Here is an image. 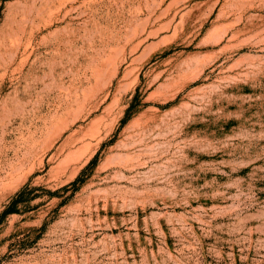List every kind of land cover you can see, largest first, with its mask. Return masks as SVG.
<instances>
[{"label": "rangeland", "instance_id": "1", "mask_svg": "<svg viewBox=\"0 0 264 264\" xmlns=\"http://www.w3.org/2000/svg\"><path fill=\"white\" fill-rule=\"evenodd\" d=\"M0 264H264V0H0Z\"/></svg>", "mask_w": 264, "mask_h": 264}]
</instances>
